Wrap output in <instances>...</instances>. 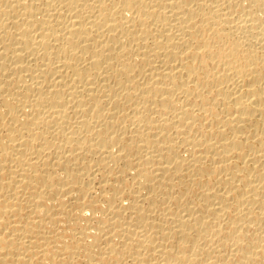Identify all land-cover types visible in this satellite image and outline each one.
<instances>
[{"label":"bare ground","instance_id":"1","mask_svg":"<svg viewBox=\"0 0 264 264\" xmlns=\"http://www.w3.org/2000/svg\"><path fill=\"white\" fill-rule=\"evenodd\" d=\"M0 264H264V0H0Z\"/></svg>","mask_w":264,"mask_h":264}]
</instances>
